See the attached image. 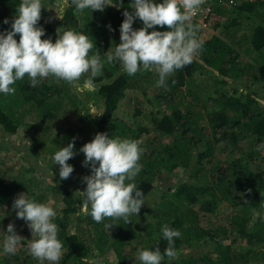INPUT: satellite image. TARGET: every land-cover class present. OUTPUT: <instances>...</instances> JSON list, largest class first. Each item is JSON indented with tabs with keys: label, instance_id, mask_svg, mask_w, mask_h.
I'll list each match as a JSON object with an SVG mask.
<instances>
[{
	"label": "trees",
	"instance_id": "trees-1",
	"mask_svg": "<svg viewBox=\"0 0 264 264\" xmlns=\"http://www.w3.org/2000/svg\"><path fill=\"white\" fill-rule=\"evenodd\" d=\"M55 1L44 0L46 6ZM110 1L114 4L103 12L69 8L64 19L42 8V39L51 37L54 42L57 30L75 28L92 40L89 55L99 53L106 61V52L120 43L123 12L131 11V0ZM18 4L19 0H0V31L11 29L4 20L11 21ZM203 12L191 23L197 30L200 20L216 34L202 39L197 30L204 41L202 50L191 64L169 77L166 88L156 86L154 71L129 76L114 62L105 63L93 93H78L73 84L51 76L31 87L25 76L14 85V94H0V149L7 145L19 152L20 163L26 165L10 180L4 176L7 172L1 173L0 213L11 209L20 191L28 190V196L39 202L44 194H55L59 166L52 161L55 177H47L50 184L43 182L35 166L40 156L52 160L53 153L71 138L78 142L77 154L68 161L74 170L84 161L79 149L97 133L140 141L142 171L134 182L146 200L164 173L177 176L172 192L169 187L152 200V207L142 206L130 221L106 218L97 223L82 213V200L75 194L86 188L84 177L91 174L87 166L74 184L79 185L73 191L75 198L72 188L66 187L60 198L63 206L52 205L61 210L53 221L64 245L60 264H84L85 259L90 264H108L101 258L109 252L115 254L117 264H139L135 258L139 247L158 246L162 253L167 247L161 232L165 224L181 232L175 239L178 252L184 245L195 248L193 254L181 255L172 264H264V148L257 150L264 143V106L252 97L255 94L264 103V0L237 6L214 1ZM137 22L134 29L143 26ZM156 30L165 31L167 26H156ZM127 92L132 94L137 121L115 115ZM93 105L101 112L91 114ZM23 127L29 129L26 148L13 145L11 139ZM26 171L32 176L26 177ZM183 175L186 180L180 181ZM221 202H228L230 210L216 214ZM107 223L114 225L107 229ZM132 242L137 244L130 247ZM28 245L21 240L15 255L0 253V264H28L32 257ZM32 263L40 264L36 259ZM162 264H168L167 257Z\"/></svg>",
	"mask_w": 264,
	"mask_h": 264
},
{
	"label": "clouds",
	"instance_id": "clouds-1",
	"mask_svg": "<svg viewBox=\"0 0 264 264\" xmlns=\"http://www.w3.org/2000/svg\"><path fill=\"white\" fill-rule=\"evenodd\" d=\"M203 0H131L130 9L123 12L120 25V43L112 52H106V61L99 53L89 55L94 45L89 35L75 28L57 30V38L45 36L39 25L41 10L54 8L57 19H64L69 8L78 12L98 10L103 12L113 5L109 0H59L58 9L48 7L44 0H19L11 29L0 31V94H14V85L28 77L31 87L45 78L54 77L73 84L78 93H93L97 89L95 80L102 76L105 63L119 62L129 76L138 72L154 71L157 87H167V81L177 70L191 64L202 50L204 41L197 35L192 19L198 14ZM139 19L143 26L133 28ZM4 23H9L5 18ZM156 26H167V30H156ZM110 27V26H109ZM152 29V31H149ZM19 34V41L16 36ZM84 77L82 80L81 78ZM264 148V143L258 149ZM144 149L140 141L113 137L97 133L85 143L79 152L84 154L83 164L89 166L91 174L84 177L86 188L75 194L82 200L81 211L101 223L106 218L130 221L138 216L146 200L143 190L134 178L142 171L140 163ZM77 154L74 141L59 147L52 155L53 164L59 166L61 180L69 178L74 171L68 161ZM52 177L55 175L54 169ZM13 208L17 218L27 222L34 237L28 245L30 255L40 264H60L64 255L63 242L58 238V225L53 222L56 209L21 193L15 198ZM114 225L105 224L107 229ZM2 242L3 253L15 255L21 237L12 223L7 226ZM162 238L167 241L163 253L154 249H137L139 264H168L179 258L175 239L181 236L177 229L167 224L161 228ZM84 264H90L85 259Z\"/></svg>",
	"mask_w": 264,
	"mask_h": 264
},
{
	"label": "rangeland",
	"instance_id": "rangeland-1",
	"mask_svg": "<svg viewBox=\"0 0 264 264\" xmlns=\"http://www.w3.org/2000/svg\"><path fill=\"white\" fill-rule=\"evenodd\" d=\"M109 2H111L109 0ZM48 7H56L58 9L59 6V0L55 1L54 3H49L47 5ZM50 11V13L52 15H54L56 17V12L54 8H49L47 9ZM13 16H15L14 14H11V21H9V23H7V28H11V23L13 20ZM1 17V16H0ZM3 18V17H2ZM2 18H0L2 20ZM137 22V19L135 20ZM142 24L141 21H138ZM137 22V24H138ZM198 23V28L197 30L200 31V38H204V39H208L210 38V36L215 35V30L212 28V26H210L209 24H206L200 20L196 21ZM143 25V24H142ZM214 30V31H213ZM149 31H152V29H149ZM217 32V31H216ZM252 97H254L257 102H259L261 104V106H264V103L261 102L259 96L252 94ZM132 98V94L131 92H127L125 98H123L118 106V109L115 112V115L118 119L120 120H127V121H137L135 120V115H134V101L131 99ZM144 109H146V107H144ZM91 114H98L101 112V109L99 108H95V106L93 105L91 107L90 110ZM29 120V118H26L25 121L27 122ZM73 120V116H71L69 118V121ZM68 124V123H67ZM61 128L65 127V124H63V122H61L60 124ZM68 126V125H67ZM76 126L80 127L82 126L80 123L76 122ZM57 129V130H60ZM55 132H57L56 130H54ZM62 131V130H61ZM60 131V132H61ZM28 132L29 129L28 128H20L18 130V133L16 135L11 136L13 145H22L26 148L27 145H29V140H28ZM95 135V133H93ZM84 139H88V137L84 136ZM70 141H74V151H78L77 150V144L78 142L75 139H70ZM80 144V142H79ZM3 149H0V175L3 171L7 172L4 176L7 177L10 180V175L14 174L16 170L21 169L23 166H26L25 164H21L20 163V159H19V152L16 151H12L10 149H8L7 145L3 146ZM80 155H82L84 157V154L81 153ZM223 157V155H221ZM39 161L40 163H38L35 167L37 168V173L41 174V176H43V182H45L46 184H50L51 181H49V177H52V172L49 171L51 169L50 166H52V160L50 159V157L47 156H40L39 157ZM87 166H85L83 164V161H80L78 167L71 173V175L69 176V178L61 180L60 177L58 176L56 178L57 181V187L53 189L55 194H51V193H47L44 194V198H42V202L43 203H47L49 205H57L58 207L63 206V202L60 200V198L62 197L61 195H64V193H66V187L67 190L72 188L70 191L71 196L73 198H75L74 196V192L75 189H79V185H77V187L74 186V184H76L77 182V178L79 176H82L85 169ZM50 168V169H49ZM49 169V170H48ZM11 172V173H10ZM26 174L29 176L26 177H31L32 176V172L30 171H26ZM48 177V178H47ZM55 177V175L53 176V178ZM177 176L172 173V174H168V173H164V177L161 180V182H157L154 189L152 190V192L150 193L149 197H147V201L144 202V204L142 206H150V204L152 203V200H155V198L160 197L166 190L169 189L170 187V192H172L173 190V180L176 178ZM186 180L185 176L183 175L182 177H180V181ZM25 188L26 186L23 185ZM28 190H23L20 191L21 193H26L27 194ZM57 192L59 193L56 195ZM19 194H15V197L13 200H15V198L18 197ZM56 195V196H55ZM12 203V202H11ZM82 206H80L81 209ZM152 207V206H150ZM228 210H230V204L228 202H221L220 204L216 205L215 207V213L216 214H221L224 212H227ZM57 215L61 214V210L58 208L57 210ZM9 223H12L15 227V231L16 234L19 235L21 237V240L25 241L27 244H30L31 240L34 238L32 237V233L30 228L28 227V224L26 221H24L23 219L17 218L16 216V210L13 208V206L11 207V209H7L6 211H4L3 213H0V231H4L5 233L7 232V226ZM89 228V226H88ZM26 231H28V233H26ZM87 232V231H86ZM84 233V235H87V233ZM3 237H4V233L0 232V253H2V242H3ZM137 243L136 242H132L130 247L135 246ZM19 248V245L17 246V249ZM139 248H145V246L139 247ZM183 248V247H182ZM194 247H185L183 250H179V256L181 255H190L194 253ZM137 253V252H136ZM109 261L108 264H117L116 262V257L115 254L113 252H109L106 255H104L101 260H105ZM35 258L30 257V259H28V264H33L32 261L34 262ZM99 263H103L99 262ZM36 264V263H34ZM45 264V262H44ZM46 264H48V262L46 261Z\"/></svg>",
	"mask_w": 264,
	"mask_h": 264
},
{
	"label": "built area",
	"instance_id": "built-area-1",
	"mask_svg": "<svg viewBox=\"0 0 264 264\" xmlns=\"http://www.w3.org/2000/svg\"><path fill=\"white\" fill-rule=\"evenodd\" d=\"M214 1H222L228 4L229 6H237L241 2H246V1L250 2V1H255V0H203L201 7L198 9L197 15L204 13L203 10H207L208 8H210L211 3H213Z\"/></svg>",
	"mask_w": 264,
	"mask_h": 264
}]
</instances>
